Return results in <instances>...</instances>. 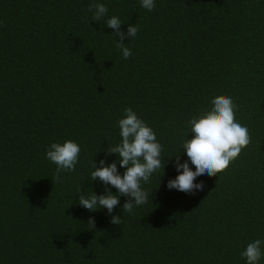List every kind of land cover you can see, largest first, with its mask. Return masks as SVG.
<instances>
[{"label": "trees", "instance_id": "1", "mask_svg": "<svg viewBox=\"0 0 264 264\" xmlns=\"http://www.w3.org/2000/svg\"><path fill=\"white\" fill-rule=\"evenodd\" d=\"M95 2L120 17L119 30L92 18ZM129 24L139 29L132 39ZM225 95L250 143L197 178L202 191L167 188L172 155L187 158V121ZM126 107L154 129L169 162L143 185L147 204L123 212L120 194L112 213L85 209L80 191H116L89 173L93 160L117 159L107 149ZM66 139L79 143V160L57 175L45 151ZM258 238L264 0H156L150 11L139 0H0V264H245L240 252Z\"/></svg>", "mask_w": 264, "mask_h": 264}, {"label": "clouds", "instance_id": "2", "mask_svg": "<svg viewBox=\"0 0 264 264\" xmlns=\"http://www.w3.org/2000/svg\"><path fill=\"white\" fill-rule=\"evenodd\" d=\"M156 0H139L140 6L146 10L155 7ZM94 9V10H93ZM92 18L104 20L110 28L119 30L123 21L116 15L108 16V8L104 3L95 2L90 6ZM138 26L129 24L127 36L134 38ZM120 40L116 47L123 58L127 59L131 49L123 43L124 33L120 32ZM210 107L198 116L187 121L188 132L180 144L186 159L180 158V151L172 161L176 175L167 180L166 187L185 193L202 191L204 184H195L199 177L213 176L226 169L229 163L237 158L243 148L250 143V135L246 125L235 118L236 104L231 96H213ZM120 140L115 145L109 144L108 153L116 154L117 159L111 162L104 158L97 162L93 160L89 179L101 182L105 186H114L115 192L107 187L100 194L80 191L78 203L88 210L106 209L112 213L114 206L120 203V194L129 199L122 205L123 212H131L134 206L147 204L150 194L143 185L169 162L165 160L163 148L158 141L156 132L131 108L124 109V115L116 121ZM80 145L77 141L66 139L63 142L53 141L45 151V157L56 165L57 175L62 171L74 170L79 160ZM168 156V157H172ZM118 165L123 172L118 171ZM191 165V166H190ZM163 173V171H162ZM162 175V174H161ZM160 175V176H161ZM92 218H89L91 221ZM112 223H119V216H111ZM245 264H261L264 257V240L249 241L240 252Z\"/></svg>", "mask_w": 264, "mask_h": 264}]
</instances>
